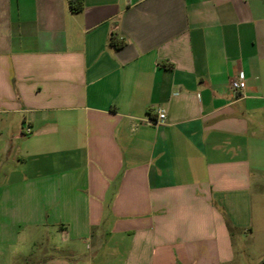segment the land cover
I'll return each instance as SVG.
<instances>
[{"label":"crops","instance_id":"crops-1","mask_svg":"<svg viewBox=\"0 0 264 264\" xmlns=\"http://www.w3.org/2000/svg\"><path fill=\"white\" fill-rule=\"evenodd\" d=\"M256 196L264 0H0V264H236Z\"/></svg>","mask_w":264,"mask_h":264},{"label":"rangeland","instance_id":"rangeland-1","mask_svg":"<svg viewBox=\"0 0 264 264\" xmlns=\"http://www.w3.org/2000/svg\"><path fill=\"white\" fill-rule=\"evenodd\" d=\"M255 230L235 235L236 264H264V196L254 198Z\"/></svg>","mask_w":264,"mask_h":264},{"label":"built area","instance_id":"built-area-1","mask_svg":"<svg viewBox=\"0 0 264 264\" xmlns=\"http://www.w3.org/2000/svg\"><path fill=\"white\" fill-rule=\"evenodd\" d=\"M245 88H246V78H245V75L241 73L239 77L231 83V90L233 92H240V91H243ZM165 118H166L165 113L162 111H159L158 120L154 123L160 124L161 122L165 120ZM25 133L31 134L32 133L31 128H27L25 130Z\"/></svg>","mask_w":264,"mask_h":264},{"label":"trees","instance_id":"trees-1","mask_svg":"<svg viewBox=\"0 0 264 264\" xmlns=\"http://www.w3.org/2000/svg\"><path fill=\"white\" fill-rule=\"evenodd\" d=\"M69 8L73 13H81L84 9V0H69ZM112 46L120 48L123 43L118 42L115 38L111 40Z\"/></svg>","mask_w":264,"mask_h":264}]
</instances>
